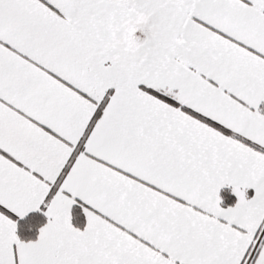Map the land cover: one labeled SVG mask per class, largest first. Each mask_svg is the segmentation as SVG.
<instances>
[{
	"label": "snow or ice",
	"instance_id": "1",
	"mask_svg": "<svg viewBox=\"0 0 264 264\" xmlns=\"http://www.w3.org/2000/svg\"><path fill=\"white\" fill-rule=\"evenodd\" d=\"M0 264H264V0H0Z\"/></svg>",
	"mask_w": 264,
	"mask_h": 264
}]
</instances>
